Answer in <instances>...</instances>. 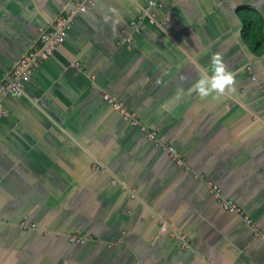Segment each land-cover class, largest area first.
I'll use <instances>...</instances> for the list:
<instances>
[{"label": "crops", "instance_id": "0c3cea01", "mask_svg": "<svg viewBox=\"0 0 264 264\" xmlns=\"http://www.w3.org/2000/svg\"><path fill=\"white\" fill-rule=\"evenodd\" d=\"M75 1L0 0V81ZM149 2L165 24L121 43ZM213 56L235 90L201 97ZM3 104L0 264H264V241L207 185L264 231V0H94Z\"/></svg>", "mask_w": 264, "mask_h": 264}, {"label": "built area", "instance_id": "2783aa9c", "mask_svg": "<svg viewBox=\"0 0 264 264\" xmlns=\"http://www.w3.org/2000/svg\"><path fill=\"white\" fill-rule=\"evenodd\" d=\"M94 0H76L75 9L69 13L57 15L47 29L41 30L37 39V43L21 55L13 67L11 68L8 76L0 81V119L7 116V109L4 107L3 100L7 96L19 97L24 93V86L29 81L31 75L57 50L59 45L64 41L69 27L74 23L77 14L86 11L88 6L92 5ZM156 3L149 2L146 8L138 15V17L131 22L133 30L130 33H123L120 42L130 44L134 35L141 32V24L147 22L151 25H163L165 20L160 21L156 19L151 9L156 7ZM254 80V78H253ZM107 103L120 115L126 119L133 127L138 128L141 132L147 135L151 140L156 139V133L148 131L139 121L134 112L125 108L124 104L120 101L112 99L108 95L103 96ZM167 151L171 159L178 164H182L183 160L178 151L167 146ZM208 188L214 196L218 204L228 213L239 215L243 218L244 222L252 229L253 233L264 241V231L259 229L255 223L247 216L243 215L242 209L231 199L225 198L222 195L220 187L214 183H208ZM20 229H25L24 223L19 224ZM32 228L35 225H31ZM164 228H161L163 230ZM175 238L179 239L183 248H189V241L184 235H176ZM69 242L73 244H84L87 240L86 237L72 235L69 236Z\"/></svg>", "mask_w": 264, "mask_h": 264}, {"label": "clouds", "instance_id": "9594fccd", "mask_svg": "<svg viewBox=\"0 0 264 264\" xmlns=\"http://www.w3.org/2000/svg\"><path fill=\"white\" fill-rule=\"evenodd\" d=\"M211 63V70L202 72L190 90L196 91L201 97L233 92L235 72L227 70L218 56H213Z\"/></svg>", "mask_w": 264, "mask_h": 264}, {"label": "trees", "instance_id": "16d2710c", "mask_svg": "<svg viewBox=\"0 0 264 264\" xmlns=\"http://www.w3.org/2000/svg\"><path fill=\"white\" fill-rule=\"evenodd\" d=\"M259 39V38H258ZM258 44H259V40H257L256 42H255V46H258Z\"/></svg>", "mask_w": 264, "mask_h": 264}]
</instances>
